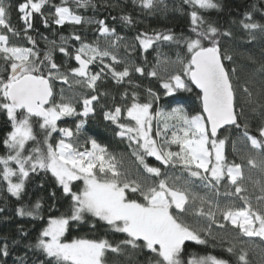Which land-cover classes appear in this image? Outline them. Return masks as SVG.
Instances as JSON below:
<instances>
[{
    "label": "snow or ice",
    "instance_id": "obj_1",
    "mask_svg": "<svg viewBox=\"0 0 264 264\" xmlns=\"http://www.w3.org/2000/svg\"><path fill=\"white\" fill-rule=\"evenodd\" d=\"M183 2L191 7L188 13L191 35L177 36L171 30H154L152 34L140 33L135 40L145 52L158 49L165 43L178 49L183 46L184 54L177 52L175 60L157 50L156 64L147 75L161 79L166 95L180 90L191 92L189 84L194 85L199 89L197 98L201 102V111L190 114L182 105L168 111L159 108L152 111L153 103L159 100V96L149 88L147 94L150 99L147 102L140 101L137 91L129 93L126 89L121 95L127 102L114 104L103 115L106 121L118 127L116 134L119 137L127 138L130 146L133 143L136 145L133 155L148 173L157 177L162 175L159 167L145 162V156H153L163 165H179L189 177L204 182V187L213 193L211 197L192 191L188 180L181 186L180 177H165L158 184L131 180L120 170L117 158L95 139L86 140L85 145L90 144V147L81 149L78 136L87 118L95 114V104L100 100L99 95L92 94L96 92L98 82L107 74L118 85L125 81L131 84L133 72L145 74L144 67L130 63L117 54L124 38L116 34L115 28L109 27L103 19L82 17L69 6L68 0L53 5L54 11L48 16L42 10L50 0H25L18 6L24 28L17 30L10 23V7L5 0H0V112L6 114L11 125L2 140L7 155L0 156V164L3 165L0 177L7 182V192L20 198L30 174L41 171L51 173L63 195L69 199L67 212L58 216L49 215L35 242L25 246L38 250L45 257L35 264H110V254L114 258L129 257L131 253L143 249L155 255V264H229L228 260L213 255L185 261L186 241L206 244L207 240L200 233L213 235L210 224L206 228H198L185 222L182 216L190 208L213 223L218 222L219 213V218L230 223L239 233L264 241V124L258 127V135L250 134L247 121L240 124L244 113L242 109L237 111L233 82V77L239 80L238 69L226 66L225 61L231 62L233 57L222 48L221 39L231 38L233 33L227 29L222 31L201 15V10L221 9L222 3L220 0ZM74 3L76 8L95 7L92 0H74ZM139 4L150 13L158 7L163 10L168 7L166 0H139ZM260 9H264V4L260 5ZM33 14L44 17L45 27L50 23L58 26L95 23L99 36L92 43H86L75 32L69 38L61 36L59 43L42 37L49 47L41 54L37 40L29 34L33 28ZM253 15L252 10L246 11L243 19L234 23L246 30L254 41L256 31L264 38V23L256 22ZM261 19L264 20V15ZM122 20L127 24L133 23L129 15L123 16ZM21 35L32 47L13 42V37ZM101 37L105 41L103 46L100 44ZM68 39L78 41L79 47L70 49ZM124 47L135 50L132 44L125 43ZM57 50L74 60L77 66L63 68L56 63L54 53ZM105 58H110V62L105 63ZM97 60L101 67L93 72L90 65ZM173 64L178 65V71L162 76L161 70L167 73L168 65ZM116 65L123 67L118 70ZM239 71H245L243 66ZM259 71L264 78V64ZM57 81L68 86L70 95H65L66 90L61 88L57 100ZM77 88H86L90 92L85 95ZM243 90L251 97L247 87ZM77 105H80L79 110ZM260 107L264 118V104ZM125 116L126 122H121ZM64 117L80 118L75 124V131L58 127V121ZM153 120L157 124L154 134ZM226 125L236 129L242 127L241 140L259 150L256 155L242 157L249 166L247 175L243 164L227 161L225 145L228 137L221 138L218 134ZM54 132L61 134L55 142ZM29 142L33 145L30 149L27 147ZM172 145H176L178 150H171ZM232 147L233 151H239L237 141H232ZM13 163L16 167L12 166ZM253 170H258L260 178H253ZM224 179L234 190L225 192L221 202L218 186ZM80 181L82 187L74 191L73 182ZM248 183L252 185V192L246 186ZM127 190L139 193L142 199L129 198ZM52 196L55 197V192ZM197 202L199 206L193 207ZM41 207L38 200L31 209L21 206L16 212L21 217L43 220L44 217L39 215ZM51 207L55 208V204ZM87 218L104 222L114 232L126 234L125 238L114 243L107 238L79 237L69 240L65 237L74 222L88 223ZM90 227L95 228L96 224L92 223ZM219 227L223 229L226 224L219 223ZM20 231L23 232V229ZM4 240L7 241V237ZM227 251L231 253L233 248L229 247ZM9 255V244L4 242L0 245V257ZM27 259V253L18 257L21 264H26ZM238 260L241 264H249L246 252L241 251ZM0 264H7V261L0 260ZM111 264H119V261L114 259ZM128 264L132 262L129 260ZM149 264H152L151 260Z\"/></svg>",
    "mask_w": 264,
    "mask_h": 264
},
{
    "label": "trees",
    "instance_id": "obj_2",
    "mask_svg": "<svg viewBox=\"0 0 264 264\" xmlns=\"http://www.w3.org/2000/svg\"><path fill=\"white\" fill-rule=\"evenodd\" d=\"M25 0H5V3L10 7L9 19L11 25L17 30L24 28V22L21 20V13L18 11V6ZM222 8L219 10H201L203 15L208 21L213 22L221 30H230L233 33L231 38H221L222 48L225 49L228 54L232 55L233 60L231 62L225 61L227 67H237V76L233 77L234 86L236 87L237 96V111L243 110L244 116L240 119V124L243 125L245 121L249 124V132L251 135H258L257 129L261 124H264V118L261 116V105L264 104V78L260 73L261 64H264V38L256 31V40H251L246 30L239 26L238 21L243 19L246 11L252 10L254 15L253 19L256 22L264 23L261 16L264 15V9H260V5L264 4V0H220ZM61 0H50V3L42 10L45 16H48L50 12L54 11L53 5L60 4ZM168 5L167 10H163L158 7L151 13L143 9L139 4V0H92V4L87 8H76L74 0H68V4L72 7L77 14L85 18L93 20H105L111 28H115L116 34L123 37L120 48L117 50V54L121 58H126L130 63H134L138 66L145 68V74L133 72L131 74L132 83L129 84L125 81L123 84H116V82L109 76L105 77L98 82L97 90L95 93L100 96L98 104H95V114L90 115L87 118V123L84 125L81 133L78 136V143L83 147H90V144L85 145V141L88 139H95L98 143L106 146L108 152L112 153L120 162L119 167L122 172L128 175L131 180H137L138 182H144L147 184H158L159 180L170 174L184 173V171L177 167H171L163 165L161 161H158L153 156H145V162L152 167H159L162 175L157 177L155 174L148 173L144 166L133 155V151L136 145L133 143L130 146V142L127 138H121L116 133L119 131L115 124L104 119V111L112 108L114 104H124L127 101L122 98V93L127 89L129 93L135 90L139 93L140 101L147 102L150 97L147 94V89L151 88L159 96V100L153 103L152 111L156 109L170 110L177 105H182L190 114H195L201 111L200 100L197 98L198 92L192 87L191 92L176 91L170 95H166V90L162 86V81L158 77H152L147 75V72L151 71L156 64L157 50L170 57L172 60L176 59V54L179 52L184 54L185 49L181 46L179 49L175 45L161 44L158 49L153 48L145 52L135 40V37L140 33L147 32L152 34L153 31H166L171 30L177 36L183 34L184 36L191 35V23L188 13L191 11V7L184 4L183 0H166ZM255 5V8L253 6ZM129 15L132 17L133 23L127 24L122 20V17ZM44 17L40 14H33L31 22L33 28L29 30V34L37 40V48L41 54L46 50L49 45L47 41L42 37H47L48 41L55 40L57 43L60 41V37L69 38L75 32L81 35L86 43H92L97 40L99 33L96 31L97 25L95 23L72 25L66 23L63 26H58L50 23L45 27L43 23ZM13 42L23 44L27 47H32L30 43L21 35V37H13ZM132 44V48H125L124 44ZM100 44H105L104 39L100 38ZM69 48L79 47V42L73 39H68ZM56 63L61 64L63 68L75 67L77 63L60 53L58 50L54 53ZM251 58V59H250ZM110 58H105V63H109ZM245 71H239L241 67ZM101 67L99 60H97L90 68L93 72L99 71ZM117 69H122L123 65H116ZM178 71V65H168L167 73L161 70V75L168 73H174ZM188 81V77H184ZM135 85H139L138 88H134ZM247 87L252 93L251 97L244 92V88ZM61 88H64L65 95H70L67 91L68 86L60 81L56 82L55 91L57 96ZM78 92H83L85 95L89 94L90 90L86 88H77ZM107 93V95H103ZM59 100V97H57ZM78 110L80 105H77ZM255 109L256 111H253ZM80 118L78 117H64L58 121V127L72 128L75 131V124ZM121 122H126L125 118H122ZM11 125L7 121L5 113L0 112V156L7 155V149L3 145L2 140L6 133L10 130ZM243 128L236 129L235 126L223 128L219 135L221 138L225 136L228 140L225 145V155L229 163H241L244 166L245 175L249 172V166L245 159L242 157L246 155H256L259 150L251 148L249 142L241 140ZM58 133H53V142L58 140ZM42 138V135H41ZM237 141V148L239 151H233L232 141ZM32 142H29L27 147H32ZM3 165L0 164V171H2ZM253 178H260L258 170H253ZM192 191L203 196L208 197L213 195L212 191L204 187V182L199 178H192ZM227 179L221 181L219 187V195L227 192L226 183ZM249 192H252V185L246 184ZM82 187V181L73 182V190H78ZM128 191L129 198L142 199L139 193H131ZM55 192V197L52 193ZM258 194V193H257ZM41 202V209L39 215L44 219H34L28 216H19L16 212L18 207H26L31 209L37 201ZM55 204V208L51 206ZM69 206V199L63 195L62 189L56 184L51 173H44L43 171L30 174V178L27 180L25 190L20 198L12 196L7 192V182L3 181L0 177V245L7 242L10 247V255L7 257H0V260H6L7 264H21L18 257H24L27 253L26 264H35L39 259L45 257L38 252V250L27 249V244L34 243L40 230L46 226V220L49 215H60L67 212ZM198 202L193 207H198ZM207 205H205V210ZM51 209V211H50ZM58 209V211L56 210ZM186 223L198 228H206L211 225L212 236L201 232L202 238L207 240L206 244H198L195 241H186L183 258L185 261L192 257H204V256H217L218 258L226 259L229 264H241L238 260V256L241 251L247 253V260L249 264H264V241L258 237H246L242 233H239L230 223H226L219 218L217 214V223H213L210 220L200 217L191 208L189 212L182 216ZM88 223H73L69 231L65 233L67 239L86 237L90 239L107 238L112 242H118L125 238L126 234L116 233L110 229L104 222L87 218ZM92 223L96 224L95 228L90 227ZM219 223H225L226 227L221 229ZM23 229V232L20 229ZM26 234V235H25ZM7 237V241L4 238ZM215 237V238H213ZM16 241V243H13ZM229 247L233 248V252H228ZM117 259L119 264H128L130 260L132 264H149L151 260L152 264H155V255L150 250L143 249L131 253L129 257L114 258L109 255V262Z\"/></svg>",
    "mask_w": 264,
    "mask_h": 264
},
{
    "label": "rangeland",
    "instance_id": "obj_3",
    "mask_svg": "<svg viewBox=\"0 0 264 264\" xmlns=\"http://www.w3.org/2000/svg\"><path fill=\"white\" fill-rule=\"evenodd\" d=\"M59 92H60V91H59ZM57 97H59V94H58ZM57 100H58V99H57ZM160 126L162 127L163 125H160ZM156 127H157L156 121L153 120V134L155 133ZM60 135H61V134L58 133V139L60 138ZM157 139L159 140L160 138H157ZM171 150H173V151H177L178 148H177L176 145H172V146H171ZM12 166H13V167H16V165H15L14 163L12 164ZM171 167H173V166H171ZM174 167H177V168L182 169V167L179 166V165L174 166ZM166 177H169V178L180 177V182H179V183H180L181 186L183 185V183H184L185 180H188V181H190V182L192 181V180L190 179V177L188 176L187 172H185V171H184V173L170 174V175H168V176H166ZM163 179H165V177H164ZM227 181H228V180H227ZM191 187H192V182H191ZM226 188H227V191H233V190H234V189L230 186L229 181L226 183ZM203 196H206V195L204 194ZM219 199L221 200V202H223V200H224V194L219 195ZM206 210H207V208H206ZM218 214H219V213H218Z\"/></svg>",
    "mask_w": 264,
    "mask_h": 264
},
{
    "label": "water",
    "instance_id": "obj_4",
    "mask_svg": "<svg viewBox=\"0 0 264 264\" xmlns=\"http://www.w3.org/2000/svg\"><path fill=\"white\" fill-rule=\"evenodd\" d=\"M192 87L199 93V89H197V88H195V86L194 85H192ZM200 108H201V102H200ZM226 127H231V126H224V128H226ZM219 134V133H218Z\"/></svg>",
    "mask_w": 264,
    "mask_h": 264
}]
</instances>
